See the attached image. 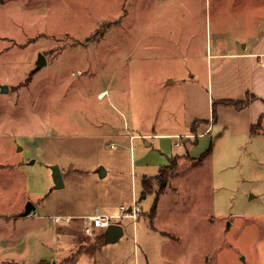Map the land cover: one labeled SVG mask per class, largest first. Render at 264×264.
Here are the masks:
<instances>
[{
  "label": "rangeland",
  "instance_id": "374dc122",
  "mask_svg": "<svg viewBox=\"0 0 264 264\" xmlns=\"http://www.w3.org/2000/svg\"><path fill=\"white\" fill-rule=\"evenodd\" d=\"M250 2L0 0V264H54L69 254L54 216L134 198L114 264H264V122L254 134L255 108L222 103L250 92L248 61L228 55L250 11L259 24ZM97 249L82 264L111 256Z\"/></svg>",
  "mask_w": 264,
  "mask_h": 264
},
{
  "label": "crops",
  "instance_id": "0c3cea01",
  "mask_svg": "<svg viewBox=\"0 0 264 264\" xmlns=\"http://www.w3.org/2000/svg\"><path fill=\"white\" fill-rule=\"evenodd\" d=\"M261 5V4H260ZM248 6H253L250 2V0H248ZM256 11V10H255ZM255 11L254 13L252 11H250V14L247 16V20L249 25V34H248V40L247 42H242L239 44V49L232 48L233 50H231V52H229L230 56L240 59H246L249 63V68H251V80H250V92L249 95H253L255 96V100L246 108H255L256 109V113L254 118H253V124L255 125V123L259 121V119H261L262 117H264V3L260 6L259 11V24H255L254 25V16H255ZM251 23V24H250ZM104 94V93H101ZM100 94V95H101ZM99 95V96H100ZM246 100V99H245ZM263 122H264V118H263ZM256 123V124H257ZM200 125V124H199ZM210 126L206 127L207 132H209L210 130ZM206 133V132H205ZM155 136V137H161V136H166V135H160L159 133L152 131V133H148L145 132V134L143 135L145 138H150ZM190 136V138L194 137V134H188ZM149 145V144H148ZM107 171H103V176L105 177L107 175ZM145 192V191H144ZM147 196V194H146ZM134 200H136V198H134ZM36 209V206L34 207V210ZM34 212V211H33ZM100 212L97 209V213L94 214H90V215H64L67 217L66 220H64L63 216H54L52 219V223L56 224L57 226V235L62 236L63 238L66 236L67 239H65V241H67L66 243V252H68L67 250H69V254L65 253L64 254V258L57 260L54 264H57L58 262L64 261L66 258H69L72 254H75L81 246H86L84 252L81 254L80 258L78 259L76 264H82L83 260H85V258L88 256L86 255L87 253L91 252L92 256L95 255V252L98 250L97 248H99L100 250H104L106 247H108L109 249V253H110V257L107 259V261L103 260V262H101L102 264H114L115 261L119 260L118 257L117 259H114L117 257V251L120 250L119 246H122L123 243L124 245L127 243L126 238L128 236L127 235V227L126 225H124L122 222L119 224H122L124 227V234L122 237L119 238L118 241L116 242H108V240L105 238V235L102 236V238H100V240H95V243L93 244H88L87 240H86V235L84 233V229H85V220L88 217H93L96 214L99 215H119L118 212H113V211H109V212H105V213H98ZM118 213V214H117ZM30 215H26L25 217H28ZM57 218H60L62 220V222H57ZM64 222V223H63ZM167 234V233H165ZM169 235V234H167ZM176 236V235H175ZM174 237V236H173ZM172 237V238H173ZM179 238V237H178ZM56 241V245L58 246V250L60 251H65L63 249L59 248V244L61 243V241H59V236L56 237L55 239ZM175 241V240H174ZM63 242V241H62ZM117 244V245H116ZM95 250V251H92ZM68 254V255H67ZM71 254V255H70ZM116 255V256H114ZM96 258H98L96 256ZM99 260H97L98 262ZM96 259L95 261H93V264H96ZM138 258L136 260V264H138Z\"/></svg>",
  "mask_w": 264,
  "mask_h": 264
},
{
  "label": "trees",
  "instance_id": "16d2710c",
  "mask_svg": "<svg viewBox=\"0 0 264 264\" xmlns=\"http://www.w3.org/2000/svg\"><path fill=\"white\" fill-rule=\"evenodd\" d=\"M255 99H256L255 96L248 94L246 100H242V101H239V102H235L233 100L232 101L230 100V101H222V103L224 105H234L237 110H242L243 108L248 107ZM212 115H213V122L214 123L217 122L218 115H217V111H216V107L215 106L213 108ZM263 118L264 117L259 119L258 123L251 127L252 132L254 134H258V133H260L262 131V129H263L262 128ZM174 162H175V159L173 160V164L172 165H168V167L162 168L160 170L159 175H157V176H155L153 178H147L145 180L144 187H145V193L146 194H149L150 192L153 191L154 183L156 181H159V182L162 183V187H161L162 190L165 189L168 186V179L166 177V174H167L168 170H173V165L175 164ZM157 195H158L157 196V200H158L159 193ZM157 200H156V202L154 204L153 214L155 213V211L157 209V207H156L157 206ZM85 248H86L85 246H81L80 249L75 254H72L69 258H66L63 261L62 264H76L78 259L81 256V254L84 252Z\"/></svg>",
  "mask_w": 264,
  "mask_h": 264
},
{
  "label": "built area",
  "instance_id": "2783aa9c",
  "mask_svg": "<svg viewBox=\"0 0 264 264\" xmlns=\"http://www.w3.org/2000/svg\"><path fill=\"white\" fill-rule=\"evenodd\" d=\"M121 214L119 215H99L88 217L85 220L84 233L88 237L103 236L109 227L116 223H121L124 219H130L136 222L143 214V208L138 205V201L134 200L131 207H120ZM57 222H62L60 218L56 219Z\"/></svg>",
  "mask_w": 264,
  "mask_h": 264
},
{
  "label": "water",
  "instance_id": "95a60500",
  "mask_svg": "<svg viewBox=\"0 0 264 264\" xmlns=\"http://www.w3.org/2000/svg\"><path fill=\"white\" fill-rule=\"evenodd\" d=\"M41 63L46 64L47 60L45 59L44 55L41 56ZM8 86H3L2 91L3 92H9ZM54 180L56 182V187L61 188L64 186L65 181L63 180L62 172L60 171L59 167H55L54 170ZM146 197V193L143 192V198ZM34 205L30 206L26 211L25 215H31L34 210ZM124 234V227L122 224L116 223L109 227V229L105 232V238L108 240V242H116L119 240L120 237H122Z\"/></svg>",
  "mask_w": 264,
  "mask_h": 264
},
{
  "label": "bare ground",
  "instance_id": "6f19581e",
  "mask_svg": "<svg viewBox=\"0 0 264 264\" xmlns=\"http://www.w3.org/2000/svg\"><path fill=\"white\" fill-rule=\"evenodd\" d=\"M104 94H101L100 97H102Z\"/></svg>",
  "mask_w": 264,
  "mask_h": 264
}]
</instances>
